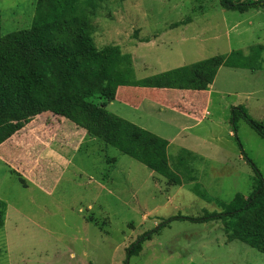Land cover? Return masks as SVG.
<instances>
[{
	"label": "rangeland",
	"instance_id": "1",
	"mask_svg": "<svg viewBox=\"0 0 264 264\" xmlns=\"http://www.w3.org/2000/svg\"><path fill=\"white\" fill-rule=\"evenodd\" d=\"M34 1L0 0L4 34L50 20L53 13L45 11L65 5L36 9ZM98 5L96 45L121 46L132 56L137 78L239 51L247 67H221L212 117L201 123L150 100L134 108L108 104L113 114L170 140L169 165L176 172L179 154L195 152L192 159L182 155L194 173L180 174L181 186L116 148L88 137L78 140L69 126L64 135L53 131L59 127L56 117L39 118L37 123H46L39 133L34 123L16 134L0 148V199L8 205L0 227V264H126L130 244L156 229L127 264H264L258 249L228 241L220 221L191 220L221 213L236 194L247 196L258 187L244 156L264 177V138L239 113L236 129L231 121L232 109L241 106L264 125V8L227 10L220 0H101ZM55 142L73 143L68 167L54 163L62 150Z\"/></svg>",
	"mask_w": 264,
	"mask_h": 264
},
{
	"label": "trees",
	"instance_id": "2",
	"mask_svg": "<svg viewBox=\"0 0 264 264\" xmlns=\"http://www.w3.org/2000/svg\"><path fill=\"white\" fill-rule=\"evenodd\" d=\"M61 1L65 2L64 8L45 11L46 16L53 13L50 20L32 23L28 28L7 34L2 32L0 14V148L16 134L25 132L32 123H36L34 131L39 133L46 124L45 120L48 122L49 118L56 117L100 145L116 148L144 164L174 186H181L180 174L194 173L182 155L187 154L190 158L194 155L189 151L182 152L178 165H174L176 172L169 165V142L166 139L113 114L107 106L119 102L134 108L150 100L200 121L207 106L210 86L219 69L222 66L247 67L242 62V53L215 56L137 78L132 56L123 52L121 46L106 44L99 47L95 43L93 17L101 0L34 2L36 9L39 5L42 9V6L47 8L49 4ZM220 4L227 10L241 12L264 8V0H220ZM74 5L76 11L70 9ZM189 21L188 18L183 23ZM232 112L235 129L239 113L264 138V125L253 120L241 106L234 107ZM47 116L44 124L37 123L39 118ZM244 158L256 172L258 187L247 196L236 194L224 205L226 209L221 213H208L191 220H218L228 241L240 240L264 253V177L249 157ZM107 159L111 164V158ZM41 168L36 164V170ZM7 210V203L0 199V227L6 223ZM177 218L169 219L159 228ZM157 230L145 232L130 244L126 264Z\"/></svg>",
	"mask_w": 264,
	"mask_h": 264
},
{
	"label": "crops",
	"instance_id": "3",
	"mask_svg": "<svg viewBox=\"0 0 264 264\" xmlns=\"http://www.w3.org/2000/svg\"><path fill=\"white\" fill-rule=\"evenodd\" d=\"M222 67H227V66H222ZM228 68H231V67H228ZM241 68V67H240ZM221 69V68H220ZM219 69V70H220ZM236 69H239V68H236ZM219 72V71H218ZM218 75V74H217ZM216 78H217V76H216ZM216 80V79H215ZM215 82L216 81H214V83L210 86V90H209V92H208V96H207V106H206V108H205V110H204V113H203V119L202 120H200V121H195V120H193L188 114L187 115H185L184 113H179V112H177V113H179V114H182L184 117H187V118H189L190 120H192V121H195L196 123H201L204 119H206L207 118V116H211L212 117V110H213V107H211L212 106V104H213V99H214V95H215V93L212 91L213 90V88H214V85H215ZM176 112V111H175ZM46 118H48V116L46 117ZM57 121L59 122V127L57 128L56 127V129H54L53 131H55V130H57L58 132H60V133H62L63 135L66 133V130H67V128H66V126H68V125H66L65 123H63V121H61V120H58L57 119ZM188 123H192V122H188ZM32 125H34V123H32L30 126H32ZM30 126H28V127H30ZM70 127V126H69ZM32 128H34V127H32ZM71 128V127H70ZM185 128H186V126H185ZM72 129V131H74L75 133L74 134H72L74 137H78L77 139L79 140H81L82 138H84V137H86V135H85V133H79L75 128H71ZM26 131V130H25ZM160 137V136H159ZM37 138V137H36ZM70 138H72V136L70 137ZM165 139V138H164ZM58 140H61V139H58ZM167 140V139H166ZM31 141H35V143L37 142V144L39 143V142H41L40 140L39 141H36V139H32ZM57 141V140H56ZM168 141V140H167ZM70 142H73V140L72 141H70ZM169 142V146H170V144H171V141L169 140L168 141ZM61 143V145H59L58 144V142H55L53 145H56L55 147H58L59 149H62L61 151H59L58 153H56V155L58 156V159L57 158H54L55 159V162L54 161H52V162H54V163H57V164H60V166L61 167H68L70 164H71V154L73 153V151H75L76 149L73 147V143H72V145H71V143H62V142H60ZM74 144H75V147H77L76 146V144H77V142L75 143L74 142ZM71 145V146H70ZM187 151H189V150H187ZM189 152H192V153H195V152H193V151H189ZM180 155V154H179ZM65 156V157H64ZM242 158V157H241ZM153 172V171H152Z\"/></svg>",
	"mask_w": 264,
	"mask_h": 264
}]
</instances>
